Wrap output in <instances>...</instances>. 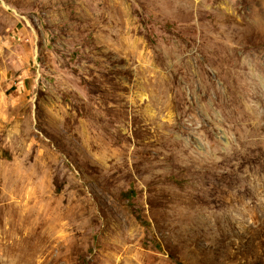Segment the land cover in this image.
I'll return each instance as SVG.
<instances>
[{
	"label": "rangeland",
	"instance_id": "374dc122",
	"mask_svg": "<svg viewBox=\"0 0 264 264\" xmlns=\"http://www.w3.org/2000/svg\"><path fill=\"white\" fill-rule=\"evenodd\" d=\"M0 264H264V0H0Z\"/></svg>",
	"mask_w": 264,
	"mask_h": 264
}]
</instances>
